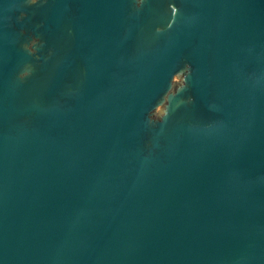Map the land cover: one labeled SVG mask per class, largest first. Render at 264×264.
<instances>
[{
	"label": "water",
	"instance_id": "95a60500",
	"mask_svg": "<svg viewBox=\"0 0 264 264\" xmlns=\"http://www.w3.org/2000/svg\"><path fill=\"white\" fill-rule=\"evenodd\" d=\"M0 264H264V0H0Z\"/></svg>",
	"mask_w": 264,
	"mask_h": 264
}]
</instances>
